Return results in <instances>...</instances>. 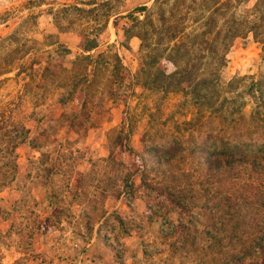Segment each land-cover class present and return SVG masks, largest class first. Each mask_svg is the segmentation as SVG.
Here are the masks:
<instances>
[{
	"label": "rangeland",
	"instance_id": "1",
	"mask_svg": "<svg viewBox=\"0 0 264 264\" xmlns=\"http://www.w3.org/2000/svg\"><path fill=\"white\" fill-rule=\"evenodd\" d=\"M210 140L264 154V0H0V264H264L262 160Z\"/></svg>",
	"mask_w": 264,
	"mask_h": 264
},
{
	"label": "trees",
	"instance_id": "2",
	"mask_svg": "<svg viewBox=\"0 0 264 264\" xmlns=\"http://www.w3.org/2000/svg\"><path fill=\"white\" fill-rule=\"evenodd\" d=\"M203 2V1H202ZM146 7L142 6L139 7V10H144ZM219 10V8L217 9ZM245 23L239 24V27L241 29V27L244 25ZM238 30V29H236ZM234 31L233 33L230 34V26L226 28V35L228 37H230V40L233 39L238 33L237 31ZM177 34L179 35L180 33L177 31L174 32V34L172 35L174 39L178 38ZM205 42V41H204ZM231 42V41H230ZM230 42L226 41V42H222L220 44V52L219 54L217 53L218 47L217 45H215L212 42H208L206 44V50L208 51L209 56L211 57V64L212 66H214V71H218L219 68L225 66V58H226V54L230 48ZM193 43H191L190 45H187V42H185L182 39H177L176 42L173 44V46L170 48V51L168 54H166L167 59H169V61H171V63L173 64H177L176 63V59H183L185 57L188 58L189 63L191 61V59H189V56L194 52V48H193ZM198 47V44H197ZM217 54V55H216ZM196 58L194 57L192 60L194 61ZM157 62V60L155 61ZM154 63V62H153ZM214 63V64H213ZM145 66L143 67V71H148L149 68L152 66L149 65L148 63L145 62L144 64ZM192 66V64H190ZM156 71H164L162 69L157 68ZM175 71H189V70H181V69H176ZM213 71V70H211ZM218 77V76H217ZM217 77H212L208 80L207 84L208 87H210L207 98H208V105L210 107V109L214 110V106H215V100L217 99L218 96V85H219V81L217 80ZM180 84V82L178 83ZM184 90V89H182ZM181 90V91H182ZM184 92V91H183ZM222 105H220L221 107ZM220 107L218 108V110L220 109ZM207 149L209 151H217V152H223L221 153V155H225V152H227L229 149L234 150L233 152L227 154V159H225L224 161L227 163L230 162V160H232L233 158H236L235 161L240 162V163H244V162H249V163H253L252 165H254L256 160H262L261 163H258V166L264 165V154L263 155H245V154H240L239 157H235L234 152L245 146V145H241V143H229V141H222L220 140L219 145L216 143V141L214 140H210L208 145H207ZM14 149L9 153L10 156V161H3V159L5 158L3 155L0 156V187L3 186L5 184V181L11 177H13V175L15 174L16 170H17V163H16V157L15 154L13 155ZM258 156V157H257ZM3 158V159H2ZM264 207V205H262ZM262 207V208H263ZM264 238L261 239L260 242L256 243V247L257 250L255 252L256 255H264ZM243 254H246V256H249L250 254L245 252ZM242 255L239 256V258H243ZM253 254V253H252ZM256 257V256H255Z\"/></svg>",
	"mask_w": 264,
	"mask_h": 264
},
{
	"label": "crops",
	"instance_id": "3",
	"mask_svg": "<svg viewBox=\"0 0 264 264\" xmlns=\"http://www.w3.org/2000/svg\"><path fill=\"white\" fill-rule=\"evenodd\" d=\"M45 238H46V236L44 234H41V237H39L41 245L43 244V247H44ZM37 252H39V251L37 250ZM66 258L68 259V257H66ZM83 264H86V263H83ZM90 264H92V263H90Z\"/></svg>",
	"mask_w": 264,
	"mask_h": 264
}]
</instances>
